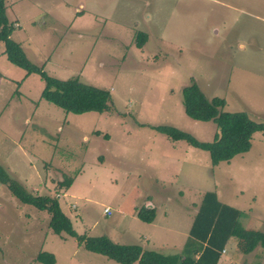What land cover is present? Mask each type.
<instances>
[{"label":"rangeland","instance_id":"obj_1","mask_svg":"<svg viewBox=\"0 0 264 264\" xmlns=\"http://www.w3.org/2000/svg\"><path fill=\"white\" fill-rule=\"evenodd\" d=\"M4 1L11 38L32 65L112 98L106 113H65L0 43V165L11 179L57 199L76 234L163 255L181 252L206 192L244 213L243 228L264 232V133L247 153L212 167L208 153L154 129L212 142L216 125L184 113L182 90L193 80L226 111L264 124V0ZM138 32L147 34L142 48ZM148 204L151 224L133 214ZM49 219L0 184V264H40L41 252L55 264H118L53 234ZM238 246L230 240L221 264H264L259 247L246 255Z\"/></svg>","mask_w":264,"mask_h":264},{"label":"trees","instance_id":"obj_2","mask_svg":"<svg viewBox=\"0 0 264 264\" xmlns=\"http://www.w3.org/2000/svg\"><path fill=\"white\" fill-rule=\"evenodd\" d=\"M14 25L6 17V5L0 0V43L4 45L7 60L27 75L36 74L44 83L41 98L65 113H106L110 111L111 94L104 89L81 83L78 79L58 80L48 76L40 67L32 65L22 47L11 39ZM139 33V32H138ZM147 34L136 35L135 45L142 48ZM182 106L185 115L200 122L212 121L217 133L210 143L198 142L191 135L178 129L159 126L154 129L170 141L186 142L190 147L208 153L212 167L228 163L234 157L247 153L255 133H264V124L252 121L244 112H228L226 102L220 98L209 99L193 80L182 90ZM72 179L64 180L60 187L68 189ZM0 184L7 187L13 197L24 205L46 212L49 229L55 235L74 238L77 245L89 253L106 257L118 264H219L222 254L235 239L243 254L249 255L256 248L264 254V232L243 228L241 211L221 203L215 192H206L193 218L188 237L181 252L163 255L139 245H119L107 237H88L74 232L69 218L62 212L55 198L39 197L29 193L18 181L11 179L0 165ZM139 221L154 222L155 209H134ZM35 263L55 264L53 254L38 253Z\"/></svg>","mask_w":264,"mask_h":264},{"label":"crops","instance_id":"obj_3","mask_svg":"<svg viewBox=\"0 0 264 264\" xmlns=\"http://www.w3.org/2000/svg\"><path fill=\"white\" fill-rule=\"evenodd\" d=\"M16 27H18V25L16 24L15 25ZM12 39V38H11ZM17 43V42H16ZM20 45V44H19ZM21 46V45H20ZM0 75L2 76V77H4L3 76V74H1V72H0ZM149 206H152V207H154L152 204H148ZM135 208V207H134ZM134 208H133V214L135 215V212H134ZM106 210V209H105ZM136 217V216H135ZM155 221V220H154ZM226 253V249H225V251L223 252V254H225ZM222 254V255H223ZM251 254V253H250ZM223 261H225V260H223ZM221 262H222V259L220 260V262H219V264H221Z\"/></svg>","mask_w":264,"mask_h":264},{"label":"built area","instance_id":"obj_4","mask_svg":"<svg viewBox=\"0 0 264 264\" xmlns=\"http://www.w3.org/2000/svg\"><path fill=\"white\" fill-rule=\"evenodd\" d=\"M104 214L108 216L110 212L108 210H104Z\"/></svg>","mask_w":264,"mask_h":264},{"label":"water","instance_id":"obj_5","mask_svg":"<svg viewBox=\"0 0 264 264\" xmlns=\"http://www.w3.org/2000/svg\"><path fill=\"white\" fill-rule=\"evenodd\" d=\"M79 8H80V7H79ZM151 207H152V206L147 205V206H146V209H151Z\"/></svg>","mask_w":264,"mask_h":264}]
</instances>
